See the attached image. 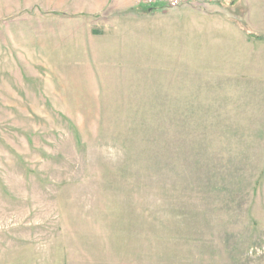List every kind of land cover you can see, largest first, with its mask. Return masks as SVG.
Listing matches in <instances>:
<instances>
[{
    "label": "rangeland",
    "instance_id": "obj_1",
    "mask_svg": "<svg viewBox=\"0 0 264 264\" xmlns=\"http://www.w3.org/2000/svg\"><path fill=\"white\" fill-rule=\"evenodd\" d=\"M234 1L0 0V264H264V3Z\"/></svg>",
    "mask_w": 264,
    "mask_h": 264
},
{
    "label": "crops",
    "instance_id": "obj_2",
    "mask_svg": "<svg viewBox=\"0 0 264 264\" xmlns=\"http://www.w3.org/2000/svg\"><path fill=\"white\" fill-rule=\"evenodd\" d=\"M126 3H124V7H133V6H137L138 3H141V0H125ZM235 5L238 4V5H245L246 7H248V9H250L249 11H253L255 10L254 6L257 5V4H262L264 3L263 0H235L234 1ZM117 6H119L117 4Z\"/></svg>",
    "mask_w": 264,
    "mask_h": 264
},
{
    "label": "built area",
    "instance_id": "obj_3",
    "mask_svg": "<svg viewBox=\"0 0 264 264\" xmlns=\"http://www.w3.org/2000/svg\"><path fill=\"white\" fill-rule=\"evenodd\" d=\"M197 0H146L148 4H153V2L159 3L161 2L162 4L166 6H179V5H185L191 2H195ZM207 1V0H204Z\"/></svg>",
    "mask_w": 264,
    "mask_h": 264
}]
</instances>
